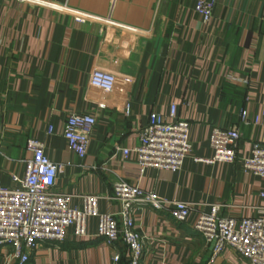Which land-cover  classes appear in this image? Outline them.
I'll use <instances>...</instances> for the list:
<instances>
[{
    "label": "crops",
    "instance_id": "crops-1",
    "mask_svg": "<svg viewBox=\"0 0 264 264\" xmlns=\"http://www.w3.org/2000/svg\"><path fill=\"white\" fill-rule=\"evenodd\" d=\"M197 1L205 0H0V184L24 176L26 141L36 139L59 166L55 189L70 195V208L96 195L100 213L118 216V179L190 203L183 223L166 211H134L141 264H248L232 251L212 261V244L193 227L214 204L224 218H264V178L242 168L252 145L264 144V0H218L207 23ZM171 107L189 123L190 154L176 173L140 174L139 131L151 113L171 121ZM70 114L96 119L83 160L63 137ZM232 127L241 133L234 163L195 161L212 158L213 128ZM0 264H128V250L98 238L91 217L85 236L70 227L64 243L40 244L26 263L5 247Z\"/></svg>",
    "mask_w": 264,
    "mask_h": 264
},
{
    "label": "built area",
    "instance_id": "built-area-1",
    "mask_svg": "<svg viewBox=\"0 0 264 264\" xmlns=\"http://www.w3.org/2000/svg\"><path fill=\"white\" fill-rule=\"evenodd\" d=\"M17 1L40 4L39 0ZM217 1L195 3L194 10L203 23L212 17ZM94 85H101L98 79ZM101 90L109 93L111 87L103 84ZM123 111L130 115L129 102L124 104ZM170 117L171 121H165L160 115L151 113L147 124L139 131V145L135 152L140 174L147 168L176 173L189 156V123L175 118V107H171ZM240 117L243 123H247L244 110L240 111ZM257 122L255 118L253 123ZM95 125L96 119L90 114H70L65 122L63 137L69 151L81 160L86 157ZM240 138L237 127L213 128L209 139L212 158L195 161L234 163ZM25 148L31 158L25 163L24 176H13L12 187L0 184V249L9 248L11 257L20 263L28 262L42 243H64L70 227L76 237L85 236L87 219L93 217L97 220L98 238L109 247L122 242L128 250V264H141L143 243L134 225V211L141 208L166 211L176 223H183L191 211L190 203L162 198L123 179L113 185V199L122 207L118 216L100 213L96 195H85L82 209L70 208V195L55 189L59 166L46 157L43 142L28 139ZM127 154L128 150H124L123 155ZM242 168L264 178V144L252 145L251 156L243 159ZM260 195L264 197V194ZM221 207L211 205L209 212L199 215L193 227L206 243L212 244L211 260L232 251L248 264H264V218H224L220 216Z\"/></svg>",
    "mask_w": 264,
    "mask_h": 264
}]
</instances>
